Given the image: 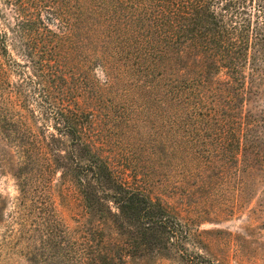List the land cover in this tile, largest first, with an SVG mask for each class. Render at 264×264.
Returning <instances> with one entry per match:
<instances>
[{
    "label": "rangeland",
    "instance_id": "1",
    "mask_svg": "<svg viewBox=\"0 0 264 264\" xmlns=\"http://www.w3.org/2000/svg\"><path fill=\"white\" fill-rule=\"evenodd\" d=\"M70 4L73 14L63 12L62 25L49 24L57 36L42 41L38 36L33 45L38 52L56 53L70 84L83 93L79 98L92 107L90 133L98 153L188 229L178 249L157 250L148 264H264V177L254 182L242 161L219 158L223 139L217 128L200 123L192 108L168 104L173 98L159 86L157 74L146 72L122 33L113 29L98 34L104 40L97 41L77 29V9ZM95 6L83 9L81 20L84 16L96 30L99 23L90 15ZM9 50L25 63V72L35 73L25 52ZM16 78L11 74L9 80ZM7 100L0 92V104ZM8 107L10 117L27 126L0 128V264H64L66 251L58 245L64 228L72 238L89 226L108 239L136 233L133 227L115 229L108 213L102 218L84 207L72 167H61L56 155L66 139L49 140L56 131L36 101L14 99ZM31 136H46V143L37 148Z\"/></svg>",
    "mask_w": 264,
    "mask_h": 264
},
{
    "label": "trees",
    "instance_id": "2",
    "mask_svg": "<svg viewBox=\"0 0 264 264\" xmlns=\"http://www.w3.org/2000/svg\"><path fill=\"white\" fill-rule=\"evenodd\" d=\"M71 1L77 29L97 41L104 40L98 34L113 29L122 33L136 47L146 72L157 74L159 86L173 98L167 103L192 108L200 123L217 128L223 139L219 158L242 161L258 182L264 177V0H0V92L8 98L0 104V128L21 124L9 115L14 99L36 101L56 131L49 140L66 139V148L56 155L61 167H72L84 207L102 218L108 213L115 229L136 230L129 239L116 240L93 226L79 228L75 238L64 228L58 241L66 251L64 264H148L153 252L178 249L188 229L98 153L90 133L92 107L79 98L83 93L70 84L56 53L38 52L33 45L38 36L40 41L57 36L49 24L62 25V13L73 14ZM94 5L90 15L99 23L96 30L84 16L81 20L83 9ZM9 46L25 52L35 73L25 72V63L13 57ZM11 74L17 76L15 83ZM31 137L37 148L46 143V136Z\"/></svg>",
    "mask_w": 264,
    "mask_h": 264
}]
</instances>
